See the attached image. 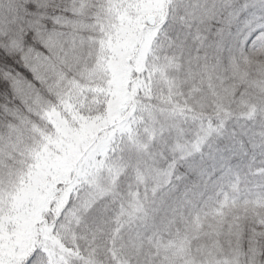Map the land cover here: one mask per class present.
<instances>
[{
    "label": "trees",
    "instance_id": "obj_1",
    "mask_svg": "<svg viewBox=\"0 0 264 264\" xmlns=\"http://www.w3.org/2000/svg\"><path fill=\"white\" fill-rule=\"evenodd\" d=\"M109 6L0 0L1 221L32 158L58 136L41 113L60 97L51 66L66 41L91 46L106 36L88 32ZM162 6L156 26L142 31L147 56L129 66L124 118L91 147L114 137L109 151L86 179L74 170L52 182L12 264H264V0ZM75 78L58 90L82 85L84 97V87L104 84Z\"/></svg>",
    "mask_w": 264,
    "mask_h": 264
},
{
    "label": "rangeland",
    "instance_id": "obj_2",
    "mask_svg": "<svg viewBox=\"0 0 264 264\" xmlns=\"http://www.w3.org/2000/svg\"><path fill=\"white\" fill-rule=\"evenodd\" d=\"M162 3L163 0H110L107 18L101 19L102 24L89 27L91 33L88 27L83 29L89 35L95 31L105 32V37H92L91 46L87 45V41L73 39L66 41L67 48L61 47L59 60L51 66L56 76H48V83L52 82V87L58 91L55 97L60 96L58 106L48 100L41 110L58 136L54 143L47 141L32 158L34 166L24 175L21 182L24 185L20 184L19 193L13 198V213L16 215L7 214L3 221L0 220V264H12L15 245L20 247L25 244L27 231H31L32 226L42 219L47 207V201H42L54 188L52 182L69 180V173L74 170H80L79 178L82 175L86 179L95 170L93 164L96 160L109 151L114 137L105 138L95 149L91 147L102 130L120 124L130 106L131 97L127 91L129 66L134 64L138 53L147 56L148 50L144 53L138 50L142 43V31L148 17L161 18ZM79 51L84 55L79 56ZM73 64L84 66V69L75 74L72 72ZM84 75L100 77L103 86L84 87L87 91L84 97H81L84 91L79 87L82 85L76 84L77 88L69 91L58 90L65 79H73L76 83L75 76ZM94 107L104 112L98 115L94 113ZM8 186L14 192L13 183ZM10 222L14 223L12 228L8 227Z\"/></svg>",
    "mask_w": 264,
    "mask_h": 264
},
{
    "label": "water",
    "instance_id": "obj_3",
    "mask_svg": "<svg viewBox=\"0 0 264 264\" xmlns=\"http://www.w3.org/2000/svg\"><path fill=\"white\" fill-rule=\"evenodd\" d=\"M146 27L145 28H154L156 26V18L155 17H148L146 20Z\"/></svg>",
    "mask_w": 264,
    "mask_h": 264
}]
</instances>
